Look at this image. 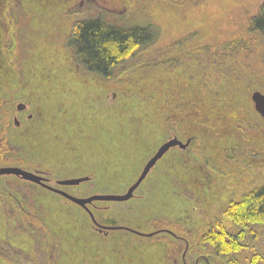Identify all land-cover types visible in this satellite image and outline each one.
<instances>
[{
    "label": "rangeland",
    "instance_id": "rangeland-1",
    "mask_svg": "<svg viewBox=\"0 0 264 264\" xmlns=\"http://www.w3.org/2000/svg\"><path fill=\"white\" fill-rule=\"evenodd\" d=\"M6 1L0 134L21 164L0 167L38 174L79 199L123 195L162 144L190 142L159 159L129 201L88 206L101 225L174 237L99 232L73 203L0 177V264H197L185 243L232 193L264 185V122L251 102L264 95V61L249 32L264 0H10L15 70L2 52ZM95 14L154 26L158 39L143 54L158 65L119 81L79 68L65 40L79 17Z\"/></svg>",
    "mask_w": 264,
    "mask_h": 264
},
{
    "label": "trees",
    "instance_id": "trees-1",
    "mask_svg": "<svg viewBox=\"0 0 264 264\" xmlns=\"http://www.w3.org/2000/svg\"><path fill=\"white\" fill-rule=\"evenodd\" d=\"M9 7L10 0H7L3 11L7 33L2 52L7 65L15 70L16 27L9 15ZM249 32L258 37L256 47L259 46L264 61V3L251 20ZM158 35L159 31L150 24L120 26L95 14L79 17L65 45L84 72L105 81H119L141 69L158 65L147 62L143 54L156 42ZM235 47L244 49L240 42H235ZM8 145L7 138L0 134V165H12L11 162L20 165L18 159L12 161L13 154ZM92 214L94 216V212ZM75 221L73 219L71 223ZM78 222L80 227L88 229L84 222ZM188 248L197 264H264V185L232 193L225 210L188 242Z\"/></svg>",
    "mask_w": 264,
    "mask_h": 264
},
{
    "label": "water",
    "instance_id": "water-1",
    "mask_svg": "<svg viewBox=\"0 0 264 264\" xmlns=\"http://www.w3.org/2000/svg\"><path fill=\"white\" fill-rule=\"evenodd\" d=\"M251 102L253 103L254 110L257 112V114L261 117V119L264 122V95L260 94L259 92H254L251 95ZM25 109H26V107L23 104H17L16 105V111L17 112H22ZM28 118L30 119V116ZM13 122H14L15 127L19 126V122L17 121V119H14ZM189 142H190V140H187L186 143L183 144L181 141H179L177 139H171V140L165 142L164 144H162L157 149L155 154L143 166L142 171L140 172L136 181H134V183H132L128 187L125 194H123V195H95V196L88 197L86 199H79V198H76V197L69 195L68 193H66L65 191H63L59 188H54V187L49 186L47 184L48 180L39 176L38 174L27 172V171H24V170L17 168V167H1L0 168V177L1 176L19 177L24 181L35 184V185L41 187L42 189H44L50 193H53V194L65 199V200L73 203L74 205L83 209L87 213L92 224L100 232L101 231H120V230H122V231L131 232V233L137 234L139 236H144V237H151V236H153L157 233H160V232L173 235V233H171L168 230H162V231H158L156 233L144 235V234H140L137 231L127 229L124 227L102 226L95 221L93 215L91 214V212L89 211L87 206L92 205L94 202L123 203V202L129 201L133 197V193L135 192V190L144 181V179L146 178L149 171L153 168V166L156 164V162L163 157V155H165L171 148L177 147L180 150H184L189 145ZM88 180H89V178H87V177L78 178V179L60 180V181L55 182V185L58 187H72V186H78L81 183H84Z\"/></svg>",
    "mask_w": 264,
    "mask_h": 264
},
{
    "label": "flooded vegetation",
    "instance_id": "flooded-vegetation-1",
    "mask_svg": "<svg viewBox=\"0 0 264 264\" xmlns=\"http://www.w3.org/2000/svg\"><path fill=\"white\" fill-rule=\"evenodd\" d=\"M185 245H187V247H188V243H187V242L185 243ZM197 262H198V261H197ZM195 264H196V263H195Z\"/></svg>",
    "mask_w": 264,
    "mask_h": 264
}]
</instances>
